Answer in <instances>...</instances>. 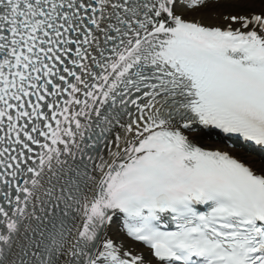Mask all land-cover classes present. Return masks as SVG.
Masks as SVG:
<instances>
[{
	"label": "snow or ice",
	"instance_id": "1",
	"mask_svg": "<svg viewBox=\"0 0 264 264\" xmlns=\"http://www.w3.org/2000/svg\"><path fill=\"white\" fill-rule=\"evenodd\" d=\"M207 3L0 0V264H264V11Z\"/></svg>",
	"mask_w": 264,
	"mask_h": 264
},
{
	"label": "bare ground",
	"instance_id": "2",
	"mask_svg": "<svg viewBox=\"0 0 264 264\" xmlns=\"http://www.w3.org/2000/svg\"><path fill=\"white\" fill-rule=\"evenodd\" d=\"M261 11H264V3H262L261 0H208L206 6L197 10L194 15H196L198 19L203 17L207 23H218L220 16L223 14L243 15L253 12L259 13ZM203 143L210 147L225 146L224 142H219L206 137ZM227 147L229 149L231 148L229 145H227ZM244 158L249 163L256 161V163L253 165L254 167L259 168L261 166L259 161L262 159L260 157H256L255 154L247 153Z\"/></svg>",
	"mask_w": 264,
	"mask_h": 264
},
{
	"label": "rangeland",
	"instance_id": "3",
	"mask_svg": "<svg viewBox=\"0 0 264 264\" xmlns=\"http://www.w3.org/2000/svg\"><path fill=\"white\" fill-rule=\"evenodd\" d=\"M226 1V0H225Z\"/></svg>",
	"mask_w": 264,
	"mask_h": 264
}]
</instances>
